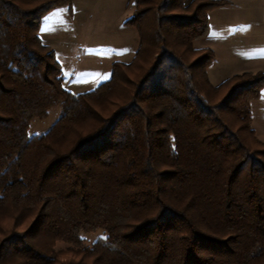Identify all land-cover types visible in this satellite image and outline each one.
Segmentation results:
<instances>
[{
    "label": "trees",
    "instance_id": "trees-1",
    "mask_svg": "<svg viewBox=\"0 0 264 264\" xmlns=\"http://www.w3.org/2000/svg\"><path fill=\"white\" fill-rule=\"evenodd\" d=\"M70 2L0 0V264H264V72L213 84L195 46L226 0H133L134 58L79 94L39 35Z\"/></svg>",
    "mask_w": 264,
    "mask_h": 264
},
{
    "label": "rangeland",
    "instance_id": "rangeland-1",
    "mask_svg": "<svg viewBox=\"0 0 264 264\" xmlns=\"http://www.w3.org/2000/svg\"><path fill=\"white\" fill-rule=\"evenodd\" d=\"M232 10L224 11L221 17L216 14L209 16V34L197 41L195 46L210 47L215 55L213 62L208 67V75L213 84H219L225 79L242 72H264V31L260 29L246 31L241 15H235ZM49 13V12H48ZM47 13V14H48ZM47 14L44 16L45 24L48 22ZM226 19L223 21V19ZM51 21V20H49ZM50 24V23H49ZM46 24V25H49ZM42 35V34H41ZM51 37L53 34H43ZM60 35V34H58ZM86 40L98 45L93 52L86 53L79 50L75 54L60 53L56 55L63 71V85L74 94H79L95 89L100 83L110 79L113 63L116 61L130 62L132 56L127 55L131 40H125L126 34H86ZM73 37H77L74 34ZM94 48V47H93ZM90 48V49H93ZM127 55V56H126ZM252 126L257 136L264 141V87L260 96L252 101ZM61 107L55 106L49 111L45 119L36 118L29 126L28 136L42 134L48 131L58 119ZM101 229L97 232L85 234V244H91L101 237ZM68 245L59 242L57 249H66Z\"/></svg>",
    "mask_w": 264,
    "mask_h": 264
},
{
    "label": "crops",
    "instance_id": "crops-1",
    "mask_svg": "<svg viewBox=\"0 0 264 264\" xmlns=\"http://www.w3.org/2000/svg\"><path fill=\"white\" fill-rule=\"evenodd\" d=\"M229 9L233 14L242 16L240 20L247 25L246 31L254 32L260 29V26L264 31V0H226L224 5L213 9L209 16L215 13L216 18L221 17L220 13L228 12ZM133 10V0H71L70 3L49 11L46 24H50L46 25L43 19L39 35L57 55L59 52L75 54L79 50L93 52L98 45L87 41L86 34H126L125 40L129 36L131 40L130 47L126 50L130 57L132 53H136L140 43L137 28L125 23ZM225 20L224 18L223 21ZM43 34L53 36L46 37ZM74 34H77V37H73Z\"/></svg>",
    "mask_w": 264,
    "mask_h": 264
}]
</instances>
